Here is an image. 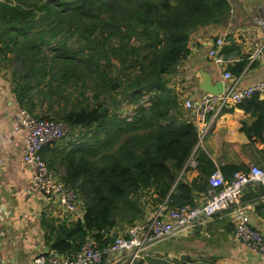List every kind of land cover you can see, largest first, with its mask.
I'll use <instances>...</instances> for the list:
<instances>
[{"label": "trees", "instance_id": "1", "mask_svg": "<svg viewBox=\"0 0 264 264\" xmlns=\"http://www.w3.org/2000/svg\"><path fill=\"white\" fill-rule=\"evenodd\" d=\"M229 13L228 0L0 1V61L15 64L20 108L35 114L38 104L48 111L59 105L53 117H42L69 125L58 142L74 145L59 155V179L79 193L83 216L48 221L53 239L44 254L75 253L88 236L107 247L116 227L138 223L164 201L195 205L198 187L181 172L194 153L202 172L210 176L216 167L196 147L195 121L186 119L170 77L189 54L192 33ZM128 104L133 114H121ZM238 106L254 118L243 122L248 136L264 141V97L255 93ZM224 169L228 179L238 170Z\"/></svg>", "mask_w": 264, "mask_h": 264}, {"label": "crops", "instance_id": "2", "mask_svg": "<svg viewBox=\"0 0 264 264\" xmlns=\"http://www.w3.org/2000/svg\"><path fill=\"white\" fill-rule=\"evenodd\" d=\"M228 1L230 13L226 20L192 33L190 52L170 77V86L183 105L186 100H197L206 93L199 87L203 74L210 75L213 83L224 82L225 87L228 84L224 73L230 71L240 78L241 88L264 77V0ZM218 37L224 38L219 48L223 63L209 54ZM244 60L246 65L235 75L234 70ZM14 66L0 61V264H33L38 254L51 251L53 238L48 237L51 234L48 221L53 225L71 223L82 217L83 211L66 212L57 201L48 200L32 181L34 169L22 156L25 131L22 109L14 92ZM183 108L186 119L195 121L194 110ZM48 112L47 109L44 113ZM253 120L238 104H231L216 113L211 132L196 147L208 154L224 176L230 172L224 169L227 165L247 170L254 163L264 168V141L255 136L250 138L243 129L244 121ZM67 145L58 142L43 151L57 178L65 173L63 157L59 155L64 148L74 146ZM195 155L188 160L180 177L185 183H196L195 204H199L204 201L209 175L197 167ZM260 185L257 182L247 185L242 200L249 206L252 225L264 234V192ZM204 187L205 190L200 189ZM165 219L170 218L165 215ZM127 227H116L112 233L127 235ZM234 228L231 214L222 211L188 231L151 245L131 264H263L257 250L236 238ZM114 257L113 264H130L129 256Z\"/></svg>", "mask_w": 264, "mask_h": 264}, {"label": "built area", "instance_id": "3", "mask_svg": "<svg viewBox=\"0 0 264 264\" xmlns=\"http://www.w3.org/2000/svg\"><path fill=\"white\" fill-rule=\"evenodd\" d=\"M223 44L224 38L218 37L209 52L220 63H223V59L219 55V48ZM224 78L228 85L224 87L222 93H205L197 100L185 101V107L195 112L199 137L197 145H200L211 132L216 113L231 104H239L251 98L255 93L264 97V77L242 88L239 87L240 78L233 76L230 71L224 73ZM21 114L25 131L22 156L24 162L34 169L33 183L48 200L57 201L66 212L76 213L79 193L54 175L42 155L46 147L62 140L70 130L69 125L53 118L32 114L24 109ZM256 182L264 185V168L254 163H251L247 170L235 171L230 179L217 168L208 177L203 202L172 207L168 201H164L158 211L151 212L145 219L130 226L127 235L117 236L107 247L100 248L96 238L88 236L75 253L70 255L41 253L36 256L33 264H113L116 255L129 256L131 264L141 258L151 245L188 231L222 211H228L233 217L236 238L249 248L257 250L264 260V234L252 225L249 206L242 200L244 188ZM165 215L170 219H165ZM112 256L114 258L111 260Z\"/></svg>", "mask_w": 264, "mask_h": 264}, {"label": "rangeland", "instance_id": "4", "mask_svg": "<svg viewBox=\"0 0 264 264\" xmlns=\"http://www.w3.org/2000/svg\"><path fill=\"white\" fill-rule=\"evenodd\" d=\"M90 95V94H89ZM147 101H148V96L146 95L145 97H144V99H143V102L146 104L147 103ZM111 106H109L108 108L111 110V108H112V110L114 109V106L112 105V104H110ZM48 109V105L47 104H44V105H42V104H38V106L36 107V109H35V114L36 115H39V116H46L47 114L48 115H50L51 117H53V115H52V113L55 111V110H57V108H59L60 106L59 105H53V109L54 110H52V111H49L48 113H44V112H47V109ZM124 111V112H123ZM123 111H122V113L121 114H124V115H132L133 114V112L131 111V106H129V104L128 105H125V107H124V109H123ZM110 113H111V111H110ZM47 115V116H48ZM80 130L79 129H76V134H79L78 132H79ZM84 133V132H83ZM74 136V135H73ZM75 137V136H74ZM77 137V136H76ZM77 138H79V137H77ZM81 142V139L79 138V139H75V142ZM148 215H150V213H148L147 214V216ZM146 216V217H147Z\"/></svg>", "mask_w": 264, "mask_h": 264}, {"label": "water", "instance_id": "5", "mask_svg": "<svg viewBox=\"0 0 264 264\" xmlns=\"http://www.w3.org/2000/svg\"><path fill=\"white\" fill-rule=\"evenodd\" d=\"M199 87L206 93H214L219 94L224 91V82H212V77L207 76L205 74L202 75V79L200 78Z\"/></svg>", "mask_w": 264, "mask_h": 264}]
</instances>
